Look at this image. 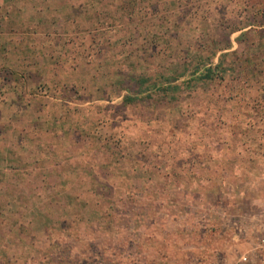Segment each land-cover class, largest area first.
I'll return each mask as SVG.
<instances>
[{"label": "rangeland", "instance_id": "obj_1", "mask_svg": "<svg viewBox=\"0 0 264 264\" xmlns=\"http://www.w3.org/2000/svg\"><path fill=\"white\" fill-rule=\"evenodd\" d=\"M0 114V264H264V0H0Z\"/></svg>", "mask_w": 264, "mask_h": 264}, {"label": "crops", "instance_id": "obj_2", "mask_svg": "<svg viewBox=\"0 0 264 264\" xmlns=\"http://www.w3.org/2000/svg\"><path fill=\"white\" fill-rule=\"evenodd\" d=\"M243 31H247L246 30V28H239V29H236V30H233V32H232V34H234V35H240ZM232 49V48H231ZM2 117H3V115L2 114H0V119H2ZM112 124H115V123H112ZM117 125V124H116ZM117 127V126H116ZM115 127V128H116ZM202 180L205 182V183H207L209 180H210V177H205L204 176V178L202 177ZM190 196V193L189 192H186V197H189ZM173 219V218H172ZM205 230V229H204ZM210 228H208V229H206L205 230V235H206V237L209 235V233H210ZM204 238H205V236H204ZM184 242V243H183ZM181 243H183L185 246H186V251H193V248L195 247V245L193 244V241L192 240H190L189 241V238H188V235H187V233H186V235L184 236V240L181 242ZM204 243V242H203ZM221 243H223V242H221V241H219V240H216L215 241V244H214V246L216 247L217 245H219V246H222V244ZM173 243H170V245H172ZM203 245L204 244H202V249H204L203 248ZM207 246L208 245H210V243L209 244H206ZM197 259H198V263H200V264H206L205 262H206V259H205V255H203L202 254V256H200V257H197ZM243 259H244V257L241 255L240 256V259H239V261H243ZM168 260H169V262H171V261H176V258H175V256L174 255H169V258H168ZM190 261H192V259H190ZM193 264V263H192Z\"/></svg>", "mask_w": 264, "mask_h": 264}, {"label": "built area", "instance_id": "obj_3", "mask_svg": "<svg viewBox=\"0 0 264 264\" xmlns=\"http://www.w3.org/2000/svg\"><path fill=\"white\" fill-rule=\"evenodd\" d=\"M254 249L258 253H264V230H262V232H260L255 238Z\"/></svg>", "mask_w": 264, "mask_h": 264}]
</instances>
